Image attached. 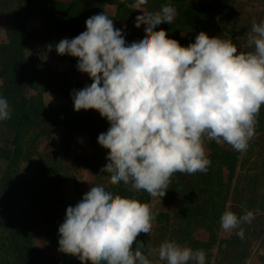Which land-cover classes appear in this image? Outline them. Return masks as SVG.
<instances>
[{"label": "clouds", "instance_id": "clouds-1", "mask_svg": "<svg viewBox=\"0 0 264 264\" xmlns=\"http://www.w3.org/2000/svg\"><path fill=\"white\" fill-rule=\"evenodd\" d=\"M147 4L126 3L142 13L134 21L137 29L145 26L139 41L127 43L123 30L100 13L85 21L86 30L78 36L56 44L55 51L78 58V71L92 80L73 90L74 110H95L110 125L97 138L108 161L100 172L109 174L111 185L123 182L162 198L175 173H207L206 141L247 151L264 105V20H253L248 33L253 51L238 52L230 39L204 31L183 46L164 29L156 30L172 24L176 9L166 4L145 11ZM10 116L8 101L0 97V121ZM156 215L148 203L92 185L67 207L58 250L80 264H153L150 255L167 264H206L203 249L170 240L145 255V244L137 238L150 234ZM254 219L252 211L238 216L225 210L220 226L225 232L238 229L236 235L244 239L241 224Z\"/></svg>", "mask_w": 264, "mask_h": 264}, {"label": "rangeland", "instance_id": "rangeland-1", "mask_svg": "<svg viewBox=\"0 0 264 264\" xmlns=\"http://www.w3.org/2000/svg\"><path fill=\"white\" fill-rule=\"evenodd\" d=\"M116 1L119 7L120 0ZM132 2L125 0L120 10L126 14V19L122 20L127 21L128 37L141 31L134 26V21L142 13L126 7V3ZM73 3L82 5L84 13L74 6H61L56 0H0V97L8 101L13 121L17 112L12 109L11 93L6 86L18 62L31 69V90L25 96L42 99L49 108L75 111L74 104L68 101L67 89L69 87L70 92L78 89L81 74L76 67L78 58H61L55 45L85 31L84 14L89 9L92 16L100 14L101 7L100 0H74ZM194 5L199 10V19L195 30L187 25L179 32L183 46L194 42L196 35L204 31L210 37L230 39L238 52L254 50L247 46V36L253 20L257 23L264 20V0H195ZM67 8L77 12L76 19H66ZM160 8L154 2L143 6L145 11ZM159 26L166 28L165 23ZM49 44L53 46L51 51L47 48ZM71 81H75L74 84ZM78 115L79 120L70 125L75 132L69 135L65 122L57 126L48 122L49 126H44L46 132L42 127H26L21 135L29 143L25 152H13L19 154L17 161L6 157L10 156V151L0 152L3 156L0 157V198H7L6 185L9 184L16 198L12 204L3 201L7 209H0V264H80L76 257L58 250V229L67 207H74L92 185L105 186L118 195L120 188L126 187L123 182L111 185L109 174L100 172L108 162L107 150L96 149L90 128H83L84 124H91L93 116L100 118L99 112L81 110ZM6 124L7 121H0V135L4 136L3 140L11 141L15 133L9 131ZM211 142L215 141H206L207 156L212 151ZM217 147L219 153L231 151L233 168L216 160L210 170V175L215 177L210 176L213 184H200V177L205 173L198 172L193 177L175 173L169 189L176 190V186H180L184 193L175 191L173 196L166 193L160 198L151 197L143 190H132L130 198L150 204L157 214L150 234L139 236L145 244L142 249L145 255L149 248H157L170 240L194 250L203 249L206 264H264V105L246 152L236 151L227 144H217ZM28 177L34 186L21 190L22 180ZM218 182L222 185H216ZM127 186L131 190L130 185ZM225 210L238 216L246 211L254 213L251 224H241L244 239L236 235L238 229L222 230L220 218ZM24 255L22 263L19 257ZM148 258L153 264H167L154 255Z\"/></svg>", "mask_w": 264, "mask_h": 264}, {"label": "trees", "instance_id": "trees-1", "mask_svg": "<svg viewBox=\"0 0 264 264\" xmlns=\"http://www.w3.org/2000/svg\"><path fill=\"white\" fill-rule=\"evenodd\" d=\"M52 1V0H51ZM58 1V4L61 6L66 5V7H77L76 10L82 11L83 12V6L82 5H77L74 4V0H56ZM148 4L146 6L152 5V3H156V6L161 7L166 4H171L175 9H176V17L172 24H166V28L164 30L168 33V36L170 38L176 39L180 42L181 45H184L182 43V39L180 40L179 38V32L184 31L187 27V25H191V27L195 30L197 21L199 19V10L195 7L194 3L195 0H148ZM107 0H100V7L98 9L99 13H104V5L106 4ZM28 4L31 6L32 3L28 1ZM123 3L119 2V10L117 12V17L120 19H126V14L123 13L121 10ZM65 7V6H64ZM96 10V9H95ZM67 13L66 16L70 19L73 18L74 15L77 17V12L74 13V10H69L67 8ZM90 9L86 11L84 14L85 21L91 17L92 15L89 13ZM45 13V12H44ZM38 17L39 16H34ZM76 17H74L76 19ZM144 27L142 26L139 28L140 34L137 32H133L131 36L135 39H142L144 37ZM160 26H157V30H160ZM66 35V34H65ZM39 44V42L37 43ZM71 58L69 55H63L61 58ZM27 59V58H26ZM12 73L13 75L10 76L11 79L9 80V85L6 86V89L11 93V102L13 105V110L17 112L15 115L14 121L9 118L5 121H7V128L9 131H14L15 135L11 138V141L3 140L4 136L0 135V152H11L10 156L7 154V158L10 160H18L19 159V154H13V152H25L27 149V144L29 143L28 140H26L25 137L21 135V132L25 131L26 127L32 126V127H42V131H45L44 126H49V123L57 126V124H61L62 122H65L66 124V134L69 135L72 132L74 133V129H72V126L74 125L75 121L78 119L79 115L78 112L70 110L68 112V109L61 111V109H55V108H49L46 106V104L43 102L42 99L40 100H34V99H29L27 96H25V93L27 91L31 90V82L32 78L30 77L31 75V69L24 65V63H16L15 67L12 68ZM84 74V75H83ZM79 73V86L77 85L78 89L80 90L85 87V82H86V74L85 73ZM73 75V74H72ZM73 84L75 81H71ZM76 84V83H75ZM80 84H82L80 86ZM68 95L67 97L69 98L68 101H70V104L72 105L73 99H72V93L70 92V89L68 87L67 89ZM9 104V103H8ZM69 104V103H68ZM68 104L66 107H68ZM73 106V105H72ZM65 107V108H66ZM61 111V113H60ZM79 120V119H78ZM3 122V121H2ZM49 122V123H48ZM91 124H84L83 128H90L91 130V136H92V144L96 149L102 148L98 142L97 138L100 133H102L104 127H106L109 123L107 122L106 118H97L93 116V119L90 122ZM46 132V131H45ZM18 134V136H16ZM77 135L75 136V138ZM12 144V146H11ZM10 145V148H9ZM211 154L208 155V158L211 160V164L209 166L208 172L205 173L204 175L200 177V184H213L214 181L211 180V177L215 178L214 176L210 175V170L212 169L211 167L215 166V161L216 160H221L223 166H227L229 169L233 168L232 166V153L231 151L227 152H218V147L215 142H211ZM31 152V151H29ZM100 152V151H99ZM224 155V156H223ZM3 157V156H0ZM222 157V159H221ZM221 170V169H220ZM223 170V169H222ZM223 173V171H222ZM209 174V175H207ZM201 175V174H200ZM192 176V175H190ZM195 176V175H193ZM192 176V177H193ZM211 176V177H210ZM221 177V174L219 175ZM230 176V174H229ZM228 178V175L227 177ZM192 182V181H191ZM21 190H28L30 187L34 186V184L31 182V179L24 178L21 182ZM216 185H222V183L218 182ZM8 186V196L7 198H0V209H5L6 206L4 205L3 201H7L8 203L12 204L14 201H16V198H13L15 196V192L12 189V184L6 185ZM182 187L176 186V190L174 189H169L167 190V194L172 195L175 193V191L184 193ZM169 191V193H168ZM132 190H128V186L120 188V196L130 198ZM13 195V196H12ZM140 195V194H139ZM7 209V208H6ZM138 240L140 237L137 238ZM140 241V240H139ZM24 257L25 255L21 258L19 257V261L22 263L24 262ZM31 260V259H30Z\"/></svg>", "mask_w": 264, "mask_h": 264}, {"label": "crops", "instance_id": "crops-1", "mask_svg": "<svg viewBox=\"0 0 264 264\" xmlns=\"http://www.w3.org/2000/svg\"><path fill=\"white\" fill-rule=\"evenodd\" d=\"M118 9H119V7H118V3L116 0H108L105 4L106 15H108L111 19H113V22H114V25L116 28L123 30L126 42L131 43L133 41H138L135 38L127 36V25L128 24H127V21L122 20V19L117 17ZM91 83H92L91 79L88 76V79L86 80L85 86L90 85Z\"/></svg>", "mask_w": 264, "mask_h": 264}]
</instances>
